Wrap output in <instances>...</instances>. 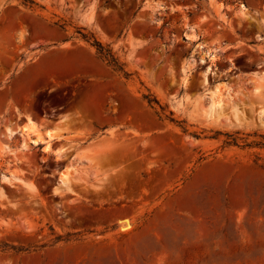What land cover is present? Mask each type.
<instances>
[{
    "label": "rangeland",
    "instance_id": "374dc122",
    "mask_svg": "<svg viewBox=\"0 0 264 264\" xmlns=\"http://www.w3.org/2000/svg\"><path fill=\"white\" fill-rule=\"evenodd\" d=\"M260 134L264 0H0V264H264Z\"/></svg>",
    "mask_w": 264,
    "mask_h": 264
},
{
    "label": "trees",
    "instance_id": "16d2710c",
    "mask_svg": "<svg viewBox=\"0 0 264 264\" xmlns=\"http://www.w3.org/2000/svg\"><path fill=\"white\" fill-rule=\"evenodd\" d=\"M96 43L98 44L99 51L102 53L104 49L103 45L98 41ZM105 55L110 57L109 62L113 63L119 69L122 68L117 58L113 54L106 52ZM226 135L228 136V139L226 140L227 143L233 145H240L239 137H237L232 133H226ZM260 136L261 138L258 140L257 139L251 141L244 140L243 146H249V147L256 146V147L264 148V134H260Z\"/></svg>",
    "mask_w": 264,
    "mask_h": 264
},
{
    "label": "bare ground",
    "instance_id": "6f19581e",
    "mask_svg": "<svg viewBox=\"0 0 264 264\" xmlns=\"http://www.w3.org/2000/svg\"><path fill=\"white\" fill-rule=\"evenodd\" d=\"M28 129H29L28 126H24V130L27 131ZM31 129H32V132H33L34 128H31ZM47 136H49L50 138H54V137H56L55 134H54L51 130H48V132H47ZM35 141H36V142H41V141L45 142V143H46L45 148H46V149H50V142H49V139H46V140H45V139L42 138L41 135H39Z\"/></svg>",
    "mask_w": 264,
    "mask_h": 264
}]
</instances>
